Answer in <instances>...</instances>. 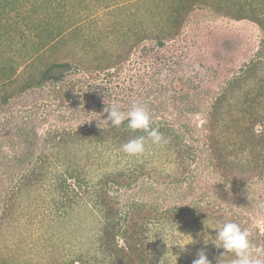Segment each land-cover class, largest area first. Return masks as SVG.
<instances>
[{
	"label": "rangeland",
	"instance_id": "374dc122",
	"mask_svg": "<svg viewBox=\"0 0 264 264\" xmlns=\"http://www.w3.org/2000/svg\"><path fill=\"white\" fill-rule=\"evenodd\" d=\"M78 1L73 0L75 5H69L66 14L68 25L81 28L80 34L85 41L77 38L68 43L63 42L54 49L50 46L43 50L42 53H45L44 56H47L48 61L55 59L61 66L47 76H43L37 87L11 98L8 104L0 107V139H5L1 151H6L5 157L4 154L0 155V161L5 158L11 159L15 154L12 143L17 141L16 137H22V128L26 124L33 125L40 137L38 146L34 149L33 161H35V157L42 150L43 139L48 137L49 131L75 128L86 123H105L107 106L118 105L121 110L127 111L133 103H140L146 106L149 113L161 115V118H156L157 120L168 119L171 122L176 120V128L184 138L194 146L198 145L195 153L200 157L198 160L201 162L204 156L201 123L207 115L205 107H209L222 88L227 86L229 79L241 73L256 57L263 36L261 27L251 20H235L216 14L210 7L198 6L188 14L189 19L180 33L165 37V41H162L164 44L160 45V36L165 34V29H170L164 14L168 10L169 3L167 5L162 0H148L147 3L138 6H126L123 4L126 0H80L79 3ZM224 1H228V7L234 8L245 5L250 9L251 2H254V7H264V2L262 3L261 0ZM210 3L216 5L219 0H210ZM234 3H237V6ZM42 13L44 12L39 13L40 18ZM140 16L142 20L137 19ZM58 24L59 22L55 27H58ZM124 27L131 28L128 36L121 32ZM26 28L24 22H18L9 29V34L1 35L4 43L0 44V60L9 59L8 64L14 63L17 67L20 76L15 85L28 80L31 74H38L37 65L42 67L40 60H34L36 66L30 65L29 59L24 60L27 59V53H31L35 58L38 57L32 43L36 41L34 34H28L31 40L29 39L27 44L21 39V33ZM135 33L148 37L139 40L129 52V46L136 39ZM126 51L129 52L128 57L125 56ZM52 53L53 55L50 56ZM119 57L124 58L123 62L114 64L111 68L96 70L97 63H113ZM67 63L73 66H68ZM255 85V82H251L243 89L251 90L256 88ZM255 91L251 90V93ZM199 92H206V98L198 100ZM183 95L190 97H182ZM237 95L231 98L234 105L239 104L245 97L238 92ZM159 96L167 105L165 106L167 110L163 107L160 112L158 109L154 112L151 104H157ZM183 109L190 110L183 112ZM162 113H165V116H162ZM187 127L191 130L188 131ZM256 127L260 129L261 125L258 124ZM31 133L34 135L33 131ZM224 137L239 139L240 135L238 132H231ZM11 139L14 141L12 142ZM156 147L157 149L151 148L148 151L147 148L140 155V159L147 153L151 154L141 161L148 160L150 166L155 165L162 170L167 168L168 171H174L177 167L174 154L167 152L163 144ZM28 149V147L22 148V150ZM80 153L84 160H89L86 159L87 149L81 150ZM91 160L94 164L86 166V169L92 172L91 177L98 176L103 171L133 166L131 163L127 166V159L119 158L117 150L110 155L109 162L105 158H101L100 161L93 158ZM4 167L1 164L0 169L5 170ZM27 167L30 169L33 164L24 165L19 170L17 179L22 177V172H25ZM209 171H212V167L202 171L203 183L199 179L193 182L194 184L188 183L179 190L172 187L169 189V195L165 197L156 195L158 196L156 200L160 204L180 203V205H190L191 208L195 204H200L203 208L209 205L211 208L214 203L220 201L228 215L232 210L237 211L238 215L245 217L243 222L250 223L249 227L264 231V211L261 210L262 207L264 209L262 182L255 180V184L246 189V194H252L254 203L261 201L254 208H250L247 206V201L245 204V198L242 199L245 197L244 192L241 193L242 198L236 201L220 200L217 196V192L221 191L218 189L220 183L216 184L217 178L210 177ZM200 183L203 188L199 186ZM139 185L140 183L134 189L123 190L120 199L125 207L133 200L143 199L140 189H147L153 185V182L151 180L148 185L141 187ZM206 191H209V197L205 198L203 193ZM179 193L182 197L178 195ZM53 197L58 198L60 194L50 189V186L44 188L34 186L29 192L24 190L22 195L18 196V202L22 203L21 211L25 215L20 213L11 217L12 220L0 233V249H6L4 252L12 256L11 261L14 264H47V262L60 264L63 258L68 259L76 252L85 251L96 244L99 210L92 206V202H88L89 198L81 200L82 202L72 206L73 208L70 207L69 212L62 216L55 212L51 215L53 207L56 206ZM38 213L42 222L40 228H35L31 218L36 217ZM223 223L224 218L215 220L212 217L211 219L206 216L200 217L197 213L190 215L186 220L174 222L175 234L169 232L165 240L162 234L157 233L159 228L153 229L151 248L156 263L161 264V261L175 254L178 256L177 264H192L201 249L205 250L208 258L214 257L213 253L217 248L211 242L205 244V237L209 236V240L214 238L215 228ZM173 224L167 228L170 230ZM47 226L50 229H47ZM40 233L50 235L45 241L38 238ZM187 242L192 243L183 248L174 245ZM231 261L226 260L223 264H231Z\"/></svg>",
	"mask_w": 264,
	"mask_h": 264
},
{
	"label": "trees",
	"instance_id": "16d2710c",
	"mask_svg": "<svg viewBox=\"0 0 264 264\" xmlns=\"http://www.w3.org/2000/svg\"><path fill=\"white\" fill-rule=\"evenodd\" d=\"M147 1L126 0L123 4L138 6L147 3ZM162 1L167 5L169 3L168 10L164 14L170 29H165L164 37L160 36V45L164 44L162 41L165 37L180 33L189 19L188 14L198 6L210 7L215 10L216 14L235 20H251L257 23L263 32L261 46L256 57L241 73L229 79L227 86L222 88L209 107H205L206 120L204 118L205 123L204 121L201 123L202 136L204 137V142H202L204 156L201 162L198 160L200 157L195 153L198 145L194 146L184 138L176 128V120L172 122L168 119L157 120L156 118H161V115L153 113H150L152 127L158 128L163 133L166 143L162 144L167 152L174 154V162L177 163L174 171H168L166 168L163 169L167 171L165 172L155 165H148V160L141 161L148 158L151 153L145 154L142 159L140 156L125 154L121 150L123 143L146 134L139 131L133 132L124 125L119 128L113 127L108 121L101 124L93 122L75 128L49 131L48 137L43 139L42 150L33 161L34 149L38 146L40 137L33 125L26 124L22 128V137H16L17 141L12 143L15 154L11 159L6 160L5 158L0 161V167L1 164L2 167L6 166L5 170L0 169V233L4 226L12 220L11 217L23 213L21 211L22 203L18 202V196L22 195V191L28 190L29 192L34 186L39 188L50 186V189L56 190L60 194L58 198L53 197L56 206L53 207L51 215L55 212L65 216L70 207H74L81 203V200L88 198V202H92V206L99 210L94 247L76 252L68 259L63 258L60 264H157L151 248L153 244L151 231L156 228L159 230L167 228L174 222L186 220L190 215L193 216L197 213L200 217L206 216L210 219L212 217L215 220L224 218V222L228 220L236 222L242 228L250 231L254 242L264 245V231L260 228L249 227L250 223L243 222L245 217L241 214L238 215L237 211L232 210L228 215L220 201L214 203L211 208L209 205L203 208L200 204H195L192 209L190 205L172 204L171 202L160 204L156 200L158 196L169 195V189L172 187L179 190L184 185L194 184L193 182L199 179L203 183L202 171L212 167V171L208 173L210 177L217 178L216 184L220 183L221 187L218 186V189L221 191L217 192L220 200L236 201V199L242 198L241 193L244 192L245 197L242 199L245 198L244 202L246 204L247 201V206L254 208L260 204L261 201L254 203L252 194H246V189L253 186L255 180L259 183L262 182L264 186V7H254V2L250 3L252 5L250 9L245 5L235 8L228 7V1L224 0H219L216 5L210 3V0ZM234 4L237 6V3ZM69 5H75L73 0H0V44L4 43L3 39L1 40V35L9 34V29H12L18 22H24L27 28L22 31L21 39L24 40L23 43L27 44L30 39L28 34H34L36 41H32V43L34 52L38 56L35 58L31 53H27V59L24 60L29 59L28 63L31 62L32 66H36L35 59L42 62L41 68L39 65L36 66L38 74H31L28 80L15 85L20 76L17 67L14 63L9 65V59L0 60V107L8 104L11 98L37 87L43 76H47L61 66L60 62L55 59L48 61L47 56H44L45 53H42L43 50L50 46L54 49L62 45L63 42L68 43V41L77 38L85 41L80 34L81 28L68 25L66 12L69 10ZM40 12H44L41 14V18L39 17ZM136 12L138 13V11ZM133 13L135 14V12ZM137 19L142 20L143 18L140 16ZM57 22H59L58 27H55ZM130 29L124 27L121 32L128 36ZM135 34L136 39L129 46V52L139 40L148 37L139 33ZM129 52L126 51V57ZM52 55L53 53L50 56ZM122 60L124 58L119 57L113 63L100 62L95 65V68L96 70L111 68L114 64L123 62ZM67 65L73 66L69 63ZM251 82L256 83V88L251 89L256 90L254 93H251V90L243 89ZM237 92L245 97L239 104L234 105L231 98L238 96ZM206 94V92H199L198 100L205 99ZM186 96L190 97V95L182 97ZM157 98L159 99L157 104H151V109L154 112L157 109L160 112L163 107L167 106L160 96ZM164 110L167 108L165 107ZM189 110L183 109V112H189ZM164 114L162 113V116H165ZM258 124L261 125L260 129L256 127ZM187 128L188 131L191 130L190 127ZM32 131L34 135L31 133ZM231 132H238L239 139L224 137ZM4 140V138L0 139V155L4 154L5 157L6 151H1ZM11 141L13 142L14 139ZM24 144L26 145L22 146ZM24 147L29 149L22 150ZM84 148L87 149L86 159L89 158L88 161L84 160L80 153L81 150H85ZM151 148L157 149L156 145L146 141L147 151ZM115 150L118 151L119 158L127 159V166L130 163L133 166L103 171L100 175L91 177L92 172L86 169L88 164H94L91 158L98 161L105 158L109 162L110 155ZM31 163L33 167L30 169L27 167L28 170L22 172V177L17 179L19 170L24 165ZM194 165L196 166L193 167ZM148 180H152L153 185L144 190L140 189L143 199L133 200L125 207L120 199L123 190L134 189L138 183H140V187L148 185ZM202 183L199 185L201 188H203ZM209 191L203 193L205 198L209 197ZM146 194L149 195L146 196ZM151 195L153 197L150 198ZM178 195L182 197L181 193ZM244 207L246 206L244 205ZM29 209L31 210L32 207L30 206ZM261 210L264 211L263 207ZM216 212L219 214H215ZM39 214L31 218L35 228L41 227L42 221ZM26 215L28 218L30 217L28 212ZM46 228L50 229L48 226ZM49 235L40 233L38 238L46 241ZM4 251L6 249H0V264H14L11 261L12 256L7 255ZM221 252L224 250H214V257L208 258L210 264H220V262L223 264L226 260L233 259L230 254L222 257ZM47 264H53V262H47Z\"/></svg>",
	"mask_w": 264,
	"mask_h": 264
},
{
	"label": "clouds",
	"instance_id": "9594fccd",
	"mask_svg": "<svg viewBox=\"0 0 264 264\" xmlns=\"http://www.w3.org/2000/svg\"><path fill=\"white\" fill-rule=\"evenodd\" d=\"M105 112L107 113L106 120L113 127L119 128L124 125L133 132L139 131L146 134L129 139L121 145V150L128 156L142 155L146 151V141L157 146L166 143L163 133L158 128L152 127L150 113L143 104L133 103L127 111L121 110L118 105L107 106ZM215 230V237L209 240V236H206L205 244L211 242L217 249H223L222 257L230 254L233 257L231 264H264V245L254 242L248 229L228 220ZM175 231V224H173L170 230L164 228L158 230L157 233L162 234L165 240L169 232L174 235ZM189 243L192 242L175 243L174 245L183 248ZM177 260L178 256L173 254L163 262L161 261V264H177ZM192 264H210L204 249L197 253V259L193 260Z\"/></svg>",
	"mask_w": 264,
	"mask_h": 264
}]
</instances>
